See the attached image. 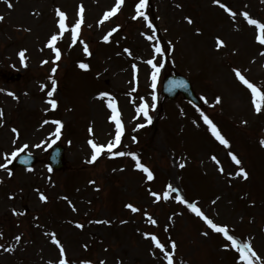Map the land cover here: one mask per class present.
<instances>
[{
    "label": "rangeland",
    "instance_id": "obj_1",
    "mask_svg": "<svg viewBox=\"0 0 264 264\" xmlns=\"http://www.w3.org/2000/svg\"><path fill=\"white\" fill-rule=\"evenodd\" d=\"M138 3L124 0L105 20L116 0H0V74H21L14 83L0 78V163H7V169L0 168V264H59L62 258L68 264H167L151 235L165 251L176 242L173 264H245L236 249L224 247L230 242L207 230L176 195L226 225L239 241L250 242L260 257L253 258L255 264H264V147L258 148L264 146V104L257 112L251 90L235 74L239 70L264 88V44L257 40L259 29L241 15L248 12L264 23V0H148L142 9L147 20L133 18ZM81 6L83 23L73 42ZM57 9L67 16L62 35ZM53 34L59 60L48 47ZM217 38L224 41L220 47ZM148 60L163 65L154 88ZM86 61L90 71L79 67ZM174 72L190 80L202 109L181 96L161 99L162 78ZM53 81L56 90L49 97ZM101 93L109 95L101 98ZM49 99L57 100L55 109ZM109 99L124 129L112 153H135L153 171L150 184L130 155L105 150L89 162L93 150L86 140L106 145L115 136ZM142 104L150 123L137 111ZM203 115L228 145L215 141ZM56 120L63 124L58 136ZM50 144L64 148L59 172L47 164ZM18 149L41 162L30 170H10V154ZM240 168L247 178L236 175ZM69 177L73 181L64 183ZM168 184L179 192L165 200ZM129 203L140 211L132 212Z\"/></svg>",
    "mask_w": 264,
    "mask_h": 264
},
{
    "label": "snow or ice",
    "instance_id": "obj_2",
    "mask_svg": "<svg viewBox=\"0 0 264 264\" xmlns=\"http://www.w3.org/2000/svg\"><path fill=\"white\" fill-rule=\"evenodd\" d=\"M124 0H116V4L115 7L111 8L110 11H107L104 13L103 19H108L110 16L114 15L120 8V6L123 4ZM214 3L216 4H220V0H213ZM148 4V0H139V3L136 5V16L133 17L135 18H139V17H143L145 20L148 19V17L145 15V13L142 11V9L146 8ZM9 7H12L13 5L11 4V2H9L8 4ZM221 7H224L226 11L229 12L230 15H232L233 17L236 16V13L232 11V9L228 8L226 5H221ZM83 12H84V8L83 6L80 7L79 10V14H80V19L77 20L75 22V25L72 27L71 29V33H72V41L75 42L77 40V36L79 34V29L81 27V24L83 23ZM57 15L59 17L58 20V25H59V33L60 35H62L66 30H67V25H66V13L63 11H60L59 9H57ZM241 15H243V17L247 20V22L251 25H255L258 29H259V35L257 36V40H259V42L261 44H264V23L256 20V19H252L249 16L248 12H243L241 13ZM3 17H0V20H2ZM103 22V21H101ZM189 23H192L191 19H189L188 21ZM148 26L150 28H153L154 26L152 25L151 21H149ZM116 29H113L112 31H115ZM111 35V32L108 35H105L103 37V39L105 41L109 40V36ZM58 36L56 34H53L48 42V47L53 48V50L55 51V59L59 60L61 58V53H60V49L58 47H55V42L57 41ZM148 40H153L154 36L153 35H148L147 36ZM224 44V41L220 38H217V47H220ZM84 51L88 52V47L87 45H85L84 47ZM155 51L157 53H160L163 51V49L157 44L155 46ZM91 53H89L90 55ZM24 53L21 52L20 56L21 58H23ZM46 63V61H45ZM147 63L149 65H151L153 72L151 75V79H152V87H155V82L157 79V74L160 71V68L163 67V65L161 64L160 66H157V63H155L153 60H148ZM80 68L82 69H87L89 67V65L85 64V63H80L79 65ZM56 68H52V72L55 73L56 72ZM236 76L239 78V80L246 85L252 92V96H253V102L255 103V108L256 111L259 112L261 111V106L262 104H264V92H262L254 83H251L248 79L245 78L244 75H242L240 73L239 70H236L235 72ZM56 90V86H55V81H53V85H52V90L48 92V96L52 97L53 93ZM108 93H101L100 96L101 98L108 96ZM153 99H155V97H153ZM217 102H219V98H217ZM48 103L51 104L52 108L55 109L57 107V100L55 99H49ZM108 107L111 109L112 111V115L109 117L110 120L115 122V126H116V132H115V136L114 139L109 141L106 145L104 144H97L95 141L93 140H89V144L91 145L92 148V156H91V160L89 162H94L97 160L98 156L103 153L105 150H107L108 153H112V149L114 146L119 145L121 142V137L123 135V125H122V121L120 119V114L117 108V105L113 102L112 99H109L108 101ZM138 112H142L144 114L145 117L148 118V122H151V117L148 115V106L147 104H142L138 109ZM3 113L0 112V116H2ZM203 120L205 123H207L212 131V134L216 137L217 140L220 141L221 144L224 145H228V140H226L224 138L223 135H221L220 131L218 130L217 126L209 119V117L207 115H203ZM45 123H47V121H45ZM54 123L57 125L56 127V134L57 136L59 135L61 128L63 127V124L60 120H56L54 121ZM142 126V125H141ZM13 132H16V129L12 130ZM89 131H92V129L90 128ZM262 144H264V140L261 141ZM27 145H24V148H26ZM20 151H23V149H18L16 151L11 152L10 156L12 159H15L17 157V155L19 154ZM113 155L116 156H124V155H130L133 157V159L136 161L135 167L142 170L144 173H146L147 175V179L149 181H152L155 177L154 174L152 172V170L150 168H148L147 166H145L143 163L140 162V159L138 156H136L135 153H124V152H115L112 153ZM6 154V158H7ZM213 160H216V157L213 156L212 157ZM232 159L235 161L236 164H240L241 161L233 154L232 155ZM9 163L11 162L10 160L8 161ZM181 168L184 167V164H180L179 165ZM0 168H4L7 169V163H0ZM221 172H223V168L220 169ZM9 175H12L11 171H9L8 173ZM243 175L244 178H247L248 173L243 169L240 168V170L236 173L237 176L239 175ZM171 192H179L178 189L173 188L172 184H168L167 185V191H165L163 193V198L165 200H167L169 198V195ZM153 197L156 198L157 201L160 200V195H158L156 192H151L150 193ZM41 200H46L47 197L43 194H41L40 196ZM175 199L181 203L187 204L188 207L191 209L192 212L196 213L198 216H200L206 223L207 225L210 227V229L214 230L217 233H221L223 235V237L230 242V244L226 243L224 245L225 248L228 247H232L234 249H236V251L239 253V258L241 261L245 262V264H255V261L253 258L256 259H260V257L257 255V253L254 251V249L252 248V245L250 242H241L239 241L234 235H231L229 232L228 227L225 226H221L217 223H214L211 219L208 218V216H206L195 204H191L189 203L187 200L184 199L183 196L181 195H176ZM127 208L131 209L132 212H138L140 211L139 208L135 207L133 204L129 203L126 205ZM150 222L155 225L157 223V221L155 219H153L151 216L148 217ZM79 227H83V225H78ZM146 237L151 235L149 233H145L144 234ZM204 235H208V233H204ZM17 240L20 239L19 236L16 237ZM52 239L53 242L57 245H59V252H60V256L64 257L65 256V249L64 247L61 245L60 241L55 237V234H52ZM151 239L152 241L155 243L156 247L158 249H160L162 252H164L165 258L167 259V264H173V255H174V251L177 247L176 242L175 241H171V249L172 251H165V245L163 243H161V241L155 236V235H151ZM0 247H2V245H0ZM10 250V249H9ZM49 264H52V262L50 261ZM59 264H68V261L66 259H60Z\"/></svg>",
    "mask_w": 264,
    "mask_h": 264
},
{
    "label": "water",
    "instance_id": "obj_3",
    "mask_svg": "<svg viewBox=\"0 0 264 264\" xmlns=\"http://www.w3.org/2000/svg\"><path fill=\"white\" fill-rule=\"evenodd\" d=\"M178 93H181L184 99L188 102H191L196 106H200L197 98L191 90L190 84L185 78L178 74L165 77L162 87L163 97L167 99H173ZM54 167L59 169L61 167V162L59 161L58 164L55 163Z\"/></svg>",
    "mask_w": 264,
    "mask_h": 264
}]
</instances>
